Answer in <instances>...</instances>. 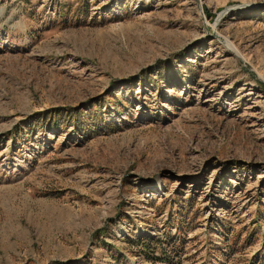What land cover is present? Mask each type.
Masks as SVG:
<instances>
[{"label":"rangeland","instance_id":"obj_1","mask_svg":"<svg viewBox=\"0 0 264 264\" xmlns=\"http://www.w3.org/2000/svg\"><path fill=\"white\" fill-rule=\"evenodd\" d=\"M262 84L264 0H0V264H264Z\"/></svg>","mask_w":264,"mask_h":264},{"label":"trees","instance_id":"obj_2","mask_svg":"<svg viewBox=\"0 0 264 264\" xmlns=\"http://www.w3.org/2000/svg\"><path fill=\"white\" fill-rule=\"evenodd\" d=\"M262 85H264V84H262ZM145 242V241H144Z\"/></svg>","mask_w":264,"mask_h":264}]
</instances>
